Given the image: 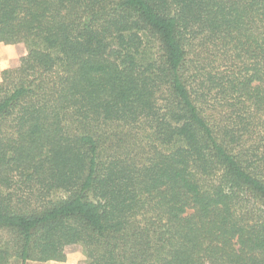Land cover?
<instances>
[{
    "label": "trees",
    "instance_id": "16d2710c",
    "mask_svg": "<svg viewBox=\"0 0 264 264\" xmlns=\"http://www.w3.org/2000/svg\"><path fill=\"white\" fill-rule=\"evenodd\" d=\"M0 264H264V0H0Z\"/></svg>",
    "mask_w": 264,
    "mask_h": 264
},
{
    "label": "rangeland",
    "instance_id": "374dc122",
    "mask_svg": "<svg viewBox=\"0 0 264 264\" xmlns=\"http://www.w3.org/2000/svg\"><path fill=\"white\" fill-rule=\"evenodd\" d=\"M29 52L25 44L7 46L0 44V83L3 78V72L6 70L17 69L21 64V59ZM29 264H88L81 246H71L67 249V261L65 263L47 262Z\"/></svg>",
    "mask_w": 264,
    "mask_h": 264
}]
</instances>
